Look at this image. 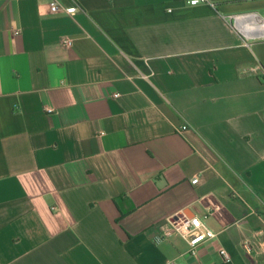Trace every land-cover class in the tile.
<instances>
[{
	"label": "crops",
	"instance_id": "crops-1",
	"mask_svg": "<svg viewBox=\"0 0 264 264\" xmlns=\"http://www.w3.org/2000/svg\"><path fill=\"white\" fill-rule=\"evenodd\" d=\"M50 1L0 0V264H264V0Z\"/></svg>",
	"mask_w": 264,
	"mask_h": 264
},
{
	"label": "built area",
	"instance_id": "built-area-1",
	"mask_svg": "<svg viewBox=\"0 0 264 264\" xmlns=\"http://www.w3.org/2000/svg\"><path fill=\"white\" fill-rule=\"evenodd\" d=\"M203 2H205V0H189L190 5H197ZM48 8L50 14L52 15L65 14L69 17H74L77 13V6L74 2L69 7L63 8L57 1L51 0L48 4ZM238 19V17L234 18V26L238 22ZM250 30L253 34L256 33L264 37V21H259V24L255 26L251 25ZM61 43L65 47L71 46V42L69 40H63ZM113 97L117 98L118 95H114ZM186 129V126H182L180 128L181 131ZM197 183V177L191 180L192 185H196ZM173 236H178L187 243V254L191 257H197L200 246L215 238V234L204 226L199 217L194 216L186 218L180 215L167 218L158 225L157 233L153 237V243L158 245L162 242L168 241ZM241 247L247 254L256 252L264 256V237L258 234L254 235L245 239L242 242ZM219 255L222 261L227 259V254L223 249L219 250Z\"/></svg>",
	"mask_w": 264,
	"mask_h": 264
},
{
	"label": "bare ground",
	"instance_id": "bare-ground-1",
	"mask_svg": "<svg viewBox=\"0 0 264 264\" xmlns=\"http://www.w3.org/2000/svg\"><path fill=\"white\" fill-rule=\"evenodd\" d=\"M255 22H258V20H255ZM253 24V23H252ZM239 25H240V23H239ZM245 25V24H244ZM246 27V26H245ZM259 29H261V28H259ZM249 33L250 34H253L252 32H251V30L249 31Z\"/></svg>",
	"mask_w": 264,
	"mask_h": 264
}]
</instances>
